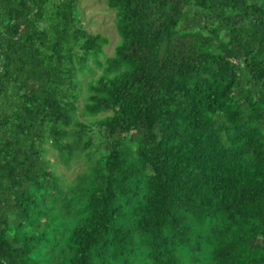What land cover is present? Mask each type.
<instances>
[{"label":"trees","instance_id":"obj_1","mask_svg":"<svg viewBox=\"0 0 264 264\" xmlns=\"http://www.w3.org/2000/svg\"><path fill=\"white\" fill-rule=\"evenodd\" d=\"M79 1L0 0V264H264V0Z\"/></svg>","mask_w":264,"mask_h":264},{"label":"rangeland","instance_id":"obj_2","mask_svg":"<svg viewBox=\"0 0 264 264\" xmlns=\"http://www.w3.org/2000/svg\"><path fill=\"white\" fill-rule=\"evenodd\" d=\"M76 16L81 22L82 26L92 33H100L108 37L109 44L104 48L103 55L100 60H104L106 57L112 56L115 47L119 44L120 38L116 30V10L108 8L106 0H80L76 9ZM90 65L95 69L93 76L87 75L85 78H81L83 85V91L80 94L79 101V117L85 122H90L91 118L83 115V106L86 102V83L91 80L92 77H96L101 73L93 62ZM48 148V158L53 162L54 168L58 175H60L66 183L72 181L77 173L84 169V160L76 159L69 166L64 165L59 161L55 154V151Z\"/></svg>","mask_w":264,"mask_h":264}]
</instances>
